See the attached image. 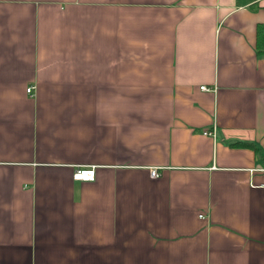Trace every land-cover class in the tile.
I'll use <instances>...</instances> for the list:
<instances>
[{
    "label": "crops",
    "instance_id": "1",
    "mask_svg": "<svg viewBox=\"0 0 264 264\" xmlns=\"http://www.w3.org/2000/svg\"><path fill=\"white\" fill-rule=\"evenodd\" d=\"M263 23L264 0H0V264H264Z\"/></svg>",
    "mask_w": 264,
    "mask_h": 264
},
{
    "label": "built area",
    "instance_id": "2",
    "mask_svg": "<svg viewBox=\"0 0 264 264\" xmlns=\"http://www.w3.org/2000/svg\"><path fill=\"white\" fill-rule=\"evenodd\" d=\"M201 89L207 90L205 86H203ZM28 93L32 92V88H29L27 90ZM151 176L153 178L159 177L158 170H152ZM95 178V169L94 168H78L74 174H73V180L75 181H91Z\"/></svg>",
    "mask_w": 264,
    "mask_h": 264
},
{
    "label": "trees",
    "instance_id": "3",
    "mask_svg": "<svg viewBox=\"0 0 264 264\" xmlns=\"http://www.w3.org/2000/svg\"><path fill=\"white\" fill-rule=\"evenodd\" d=\"M256 52L258 56L264 55V23L257 28Z\"/></svg>",
    "mask_w": 264,
    "mask_h": 264
}]
</instances>
